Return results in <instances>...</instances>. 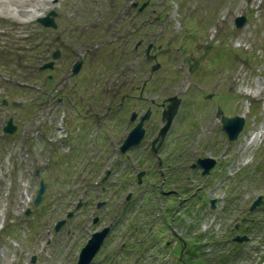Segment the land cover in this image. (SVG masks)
Wrapping results in <instances>:
<instances>
[{"label":"rangeland","instance_id":"1","mask_svg":"<svg viewBox=\"0 0 264 264\" xmlns=\"http://www.w3.org/2000/svg\"><path fill=\"white\" fill-rule=\"evenodd\" d=\"M33 6L40 16L19 12ZM11 7L16 15L0 14V264H75L89 234L108 224L90 264H264V0H24ZM51 9L55 28L36 20ZM240 15L245 22L235 27ZM151 42L155 59L147 60ZM56 48L60 57L52 60ZM153 60L159 65L151 72ZM48 61L52 70L39 68ZM172 95L183 110L157 151L158 167L149 142L162 128L161 102ZM117 106L115 120L104 124L105 111ZM215 108L245 119L236 139H226ZM148 109L146 139L118 156L113 147ZM9 117L12 133L2 130ZM198 157L215 159L209 176L190 168ZM39 180L45 187L35 205ZM57 220L63 223L54 230ZM236 234L248 239L233 242Z\"/></svg>","mask_w":264,"mask_h":264},{"label":"water","instance_id":"2","mask_svg":"<svg viewBox=\"0 0 264 264\" xmlns=\"http://www.w3.org/2000/svg\"><path fill=\"white\" fill-rule=\"evenodd\" d=\"M132 5H134V4H132ZM49 14L54 15V12L51 11V12H49ZM40 21L45 25H51V26L54 25L52 22V18L48 17V16L43 17L42 19H40ZM243 22H244L243 16H239V17L235 18L236 26H240ZM56 53L57 52H54L52 54V56L56 57ZM79 65H80V63L76 62L73 66L72 71L76 72L77 69L79 68ZM44 67H51V62L43 64L40 68H44ZM154 67H156V66H154ZM168 100L170 101V104L168 105L167 110L162 113V119L163 118L166 119V123H165L164 128L162 129V132L165 131V129H166L167 125L169 124L172 116L174 115L176 108H177V103H178V100L175 99L174 97L168 98ZM220 121H221L222 129L226 133L228 139H233L236 137V134L240 130V128L242 126L243 119L241 117H238V116H234V117H230V118L221 116ZM139 127H140V122L130 131V133H128L126 139L124 140V144H123L124 146H126L130 143H134L138 140V138L140 137V134L142 132ZM4 129H5V131H8V132L12 131L13 126L11 125V119H8L6 121V126L4 127ZM197 163L203 168L202 173H206L208 171V169L211 167L213 160L211 158L198 159ZM43 187H44L43 183L40 181L39 189L37 191L35 201H34L35 203L38 202V200L40 198V193L42 192ZM259 202H260V198L258 196L255 200H253L249 209L251 210ZM211 203H212V201H211ZM61 223H62L61 221L58 222L55 226V229H57L58 225ZM106 230L107 229H103L100 232H95V233L91 234V237L86 241L84 247H82V249L80 250L76 264H87L89 262V260L91 259V257L95 253V251L97 250L103 236L105 235ZM234 239L241 241L242 239H245V237H242V238L235 237Z\"/></svg>","mask_w":264,"mask_h":264},{"label":"bare ground","instance_id":"3","mask_svg":"<svg viewBox=\"0 0 264 264\" xmlns=\"http://www.w3.org/2000/svg\"><path fill=\"white\" fill-rule=\"evenodd\" d=\"M13 1V2H12ZM24 0H0V14H3L2 12H5V14H8L10 16L16 15L15 8H12L11 5L23 7ZM33 5H39V4H33ZM34 7V6H33ZM21 14L24 16L25 14H29L33 17L40 16L41 13L37 11V9L34 7L33 9H21L19 10Z\"/></svg>","mask_w":264,"mask_h":264},{"label":"flooded vegetation","instance_id":"4","mask_svg":"<svg viewBox=\"0 0 264 264\" xmlns=\"http://www.w3.org/2000/svg\"><path fill=\"white\" fill-rule=\"evenodd\" d=\"M138 97H139V94H138ZM109 112H110V110H106L105 111V113H104V117H105V119L107 118L106 116L109 114ZM134 149H136V148H133V147H131V148H129L128 149V151H134ZM113 152H119V150H118V147L115 145L114 147H113ZM124 155H127V153H124V154H121L120 152H119V155L118 156H123V157H125ZM157 156V155H156ZM162 162H161V159L157 156V166L159 167V166H161L162 164H161ZM166 167H169V165L167 164V165H165ZM159 172L161 171L160 169L158 170ZM141 184H142V182H141Z\"/></svg>","mask_w":264,"mask_h":264}]
</instances>
